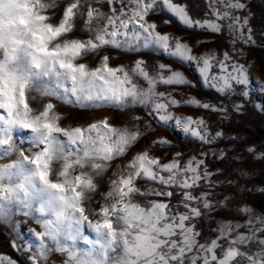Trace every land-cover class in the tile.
Returning a JSON list of instances; mask_svg holds the SVG:
<instances>
[{"label": "snow or ice", "instance_id": "snow-or-ice-1", "mask_svg": "<svg viewBox=\"0 0 264 264\" xmlns=\"http://www.w3.org/2000/svg\"><path fill=\"white\" fill-rule=\"evenodd\" d=\"M61 2L0 0V158L13 153L17 157L12 163L0 164V219L8 216L12 204L25 216L40 214L35 219L42 230L30 229L39 241L32 264H47L52 251L65 255L64 264H264V216L243 224L226 222L217 228L215 238L200 242L195 221L212 208V203L209 193L194 195L190 190L200 187L202 181L213 185L211 174L201 169L204 161L195 157L181 163L182 154L176 153L162 163L147 150L137 153L111 182L105 197L108 202L98 209H86L85 204L91 203L97 191L94 177L107 171L108 162L123 157L142 133L127 126L116 127L108 117L85 126L63 127V114L52 102L81 109L144 106L163 124L171 123L184 134L207 141L203 118L175 115L170 108L179 107L181 102L170 93L156 91L161 84H187L181 72L165 64L150 70L143 59L136 60L130 69L111 67L108 55L100 57L96 67L81 61L99 56L105 48L135 52L157 49L180 62L202 64L199 71L210 87L220 93L234 92L235 85L250 83L246 65L228 64L233 58L227 52L223 59L211 53L197 57L191 46L159 32L148 17L162 6L188 28L219 33L226 27L235 40L252 43L249 18L237 14L246 5L242 0H208L213 18L201 20L194 19L187 5L177 0H103L109 5L107 13L95 6L102 0H67L62 16L54 22L48 12H54ZM81 21L88 36L69 38L79 30ZM242 94L247 96L248 92ZM186 103L218 111L195 98ZM235 107L239 110L242 106ZM17 128L30 130L29 142L38 150L29 149L30 154L17 151L12 135ZM153 143L170 142L160 138ZM138 181L151 182L154 187L141 189ZM173 188L181 194L176 206L171 203L173 191L167 190ZM137 198H144V202ZM34 203L39 206L34 208ZM180 206L185 211H180ZM242 211L248 213L249 209ZM85 223L97 234L95 241L83 237ZM78 240L90 248H77ZM221 241H226V246ZM11 246L19 252L33 251L15 240ZM0 264L18 262L0 255Z\"/></svg>", "mask_w": 264, "mask_h": 264}, {"label": "rangeland", "instance_id": "rangeland-1", "mask_svg": "<svg viewBox=\"0 0 264 264\" xmlns=\"http://www.w3.org/2000/svg\"><path fill=\"white\" fill-rule=\"evenodd\" d=\"M66 2L67 0H62L54 12H48V15L53 16L54 22H58L62 16V8ZM177 2L187 5L194 19L213 18L208 0H177ZM242 2L246 5V9L237 14L246 15L249 18V24L253 30L252 43L235 40V35L226 27L222 28L219 33L200 28H188L162 6L148 17L150 22L158 25L159 32L178 37L191 46L193 55L197 57L211 53L217 59H223V54L227 52L233 58L227 61L228 64L235 62L246 65L251 74L250 83L247 86L235 85L234 92L220 93L210 87L199 71L202 64L198 65L195 61L180 62L178 58L170 57L157 49L150 48L135 52L105 48L99 56L85 57L81 61L88 63L90 67H96L100 57L108 55L111 67L124 65L130 69L139 59H143L150 70L159 64L170 66L172 70L181 72L188 83L161 84L158 85L156 91L170 93L172 97L181 102L179 107L170 108L175 115L203 118L208 129L207 141L202 142L184 134L182 130L175 129L171 123L163 124L155 115L149 114L148 108L144 106L136 105L123 110L81 109L53 99L56 111L63 114L64 118L60 122L63 127L85 126L108 117L109 123L116 127L127 126L132 131L142 133L139 141L123 157L108 162L107 171L94 177L97 191L92 194L91 203L85 204L86 209H98V205L108 202L105 197L110 191L111 182L117 178L119 172L133 156L147 150L150 156L160 157L162 163L169 162L176 153L182 154L181 163H186L193 157L204 161L201 169H206L211 174L209 180L213 186H208L209 181H202L200 187L190 190L194 195L209 193L208 199L212 203V208L204 210L201 218L195 221L197 229L201 232L199 237L201 243L215 238L218 235L217 228L226 222L243 224L247 219L264 216V191H261L264 189V91L261 90V86H264V0H242ZM95 6L103 12H109V5L103 0L101 4ZM87 36L88 33L83 30V21H81L79 30L70 34L69 38L84 39ZM212 71L219 72V69L213 68ZM137 83L144 85L142 80H137ZM245 91L248 92L247 96L242 94ZM193 98L202 104L207 103L213 106L218 111L186 103ZM43 102L48 101L45 99ZM235 105L242 107L238 110ZM33 106H36V102H33ZM133 117H139V119L134 120ZM216 132H222L223 135L215 137ZM12 135L17 151L30 154L29 149L38 150L32 148L29 142L30 130L17 128L13 130ZM160 138H166L170 143L168 145L153 143ZM249 148L254 149V152H249ZM16 159L13 153L0 158V164L12 163ZM137 186L141 189L154 187L148 181H138ZM167 190L174 193L171 197L172 205H178L181 200L180 190L176 188ZM137 199L141 203L144 202V198ZM151 199L165 198L152 197ZM38 206V203L33 205L34 208ZM245 207L249 209L248 213L242 211ZM10 208L8 216L0 219V255L10 257L18 264H32L31 256L38 248L39 241L30 229L42 230L35 219L40 214L25 216L22 211L18 210L19 206L16 204H12ZM179 210L185 211L182 206ZM98 218L90 216L93 220ZM240 231L246 230L240 229ZM81 232L88 240L97 239V234L87 223L82 225ZM13 240L21 246H30L33 251L14 250L11 246ZM221 243L226 246L227 242L221 241ZM49 247L51 248L52 245L50 244ZM77 248L87 250L90 245L84 240H78ZM253 250H255L254 247ZM64 261L65 255L54 251L50 252L47 258V264H64Z\"/></svg>", "mask_w": 264, "mask_h": 264}]
</instances>
